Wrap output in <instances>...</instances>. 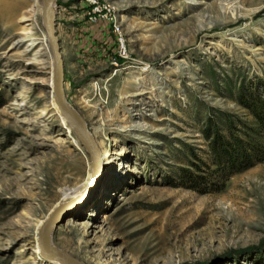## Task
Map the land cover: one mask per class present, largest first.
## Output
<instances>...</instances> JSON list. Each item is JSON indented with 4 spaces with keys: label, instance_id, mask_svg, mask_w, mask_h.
<instances>
[{
    "label": "rangeland",
    "instance_id": "rangeland-1",
    "mask_svg": "<svg viewBox=\"0 0 264 264\" xmlns=\"http://www.w3.org/2000/svg\"><path fill=\"white\" fill-rule=\"evenodd\" d=\"M51 3L97 157L53 101L39 0H0V264H60L36 234L66 202L50 237L84 264H264V157L220 182L208 152L262 140L264 0Z\"/></svg>",
    "mask_w": 264,
    "mask_h": 264
},
{
    "label": "water",
    "instance_id": "water-1",
    "mask_svg": "<svg viewBox=\"0 0 264 264\" xmlns=\"http://www.w3.org/2000/svg\"><path fill=\"white\" fill-rule=\"evenodd\" d=\"M52 0H39V17L43 27L47 50L50 58L49 74L51 82L52 98L60 112L74 130L80 144L90 153L92 159V140L85 129L82 118L72 110L65 101L61 84V60L57 45L55 30V7ZM67 202L53 207L40 223L37 232V246L40 253L47 258H54L63 264H83L73 256L60 248H54L48 244V236L51 227L66 214Z\"/></svg>",
    "mask_w": 264,
    "mask_h": 264
},
{
    "label": "trees",
    "instance_id": "trees-1",
    "mask_svg": "<svg viewBox=\"0 0 264 264\" xmlns=\"http://www.w3.org/2000/svg\"><path fill=\"white\" fill-rule=\"evenodd\" d=\"M260 102H262V105L253 103V106L258 107L259 110L255 111L254 108L252 110L259 124L258 133L262 136L261 142L257 138L242 139L235 135H233L231 139H228L215 129L213 130L211 139L208 141V152L210 154V161L215 166L210 172L213 173L220 182H223L231 172L243 169L264 157V101ZM208 131L209 130H204L206 136L210 135ZM191 179L193 181L196 180V182H198L197 184L200 185V188L203 190H205L209 184L214 183V181L207 176V173H196Z\"/></svg>",
    "mask_w": 264,
    "mask_h": 264
},
{
    "label": "bare ground",
    "instance_id": "bare-ground-1",
    "mask_svg": "<svg viewBox=\"0 0 264 264\" xmlns=\"http://www.w3.org/2000/svg\"><path fill=\"white\" fill-rule=\"evenodd\" d=\"M65 101H66V99H65ZM66 102H67V101H66ZM67 104H68V102H67ZM68 105H69V104H68ZM56 106H57V105H56ZM69 106H70V105H69ZM70 107H71V106H70ZM57 108H58V107H57ZM71 108H72V107H71ZM72 110H73L74 112H76L73 108H72ZM58 111H59V113L62 115V117L65 119L64 115L60 112L59 109H58ZM76 113H77V112H76ZM77 114H78V113H77ZM78 115H79V114H78ZM79 116H80V115H79ZM65 120H66V119H65ZM66 121H67V120H66ZM83 124H84V121H83ZM84 127H85V129H86L85 124H84ZM86 130H87V129H86ZM87 131H88V130H87ZM88 133H89V132H88ZM89 136H90V138H91V140H92V145H93L92 148H91V151H93V152H92V155H93V156H92V159H91V160L94 161V159L97 157V149H96L95 143H94V141H93V139H92L90 133H89ZM86 151H87V150H86ZM87 152H88V151H87ZM88 153H89V152H88ZM89 155H90V153H89ZM90 164H91V161H90ZM65 215H66V214H64L63 216H61L60 219H58V221L61 220ZM58 221H57V222H58ZM55 224H56V223H55ZM55 224H54V225H55ZM54 225H53V226H54ZM50 235H51V234H50V232H49V236H48V240H47V241H48V244H49L50 246L53 247L55 244H54V242L52 241ZM36 236H37V234H36ZM49 259L52 260V259H54V258H49ZM54 260H57V259H54ZM57 261H58V260H57ZM59 263H60V264H63V263H61L60 261H59ZM82 263H83V262H82ZM83 264H84V263H83Z\"/></svg>",
    "mask_w": 264,
    "mask_h": 264
},
{
    "label": "built area",
    "instance_id": "built-area-1",
    "mask_svg": "<svg viewBox=\"0 0 264 264\" xmlns=\"http://www.w3.org/2000/svg\"><path fill=\"white\" fill-rule=\"evenodd\" d=\"M111 18V17H110ZM112 22H114V24H115V21L114 20H112ZM116 28V30H117V27H115Z\"/></svg>",
    "mask_w": 264,
    "mask_h": 264
}]
</instances>
